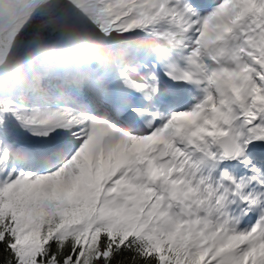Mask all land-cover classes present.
Listing matches in <instances>:
<instances>
[{
	"label": "snow or ice",
	"instance_id": "obj_1",
	"mask_svg": "<svg viewBox=\"0 0 264 264\" xmlns=\"http://www.w3.org/2000/svg\"><path fill=\"white\" fill-rule=\"evenodd\" d=\"M0 264H264V0H0Z\"/></svg>",
	"mask_w": 264,
	"mask_h": 264
}]
</instances>
